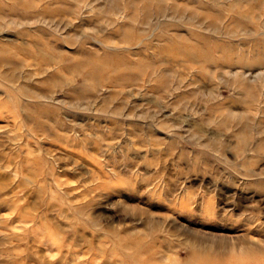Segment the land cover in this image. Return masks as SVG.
<instances>
[{
    "label": "rangeland",
    "instance_id": "obj_1",
    "mask_svg": "<svg viewBox=\"0 0 264 264\" xmlns=\"http://www.w3.org/2000/svg\"><path fill=\"white\" fill-rule=\"evenodd\" d=\"M0 264H264V0H0Z\"/></svg>",
    "mask_w": 264,
    "mask_h": 264
},
{
    "label": "bare ground",
    "instance_id": "obj_2",
    "mask_svg": "<svg viewBox=\"0 0 264 264\" xmlns=\"http://www.w3.org/2000/svg\"><path fill=\"white\" fill-rule=\"evenodd\" d=\"M243 83V82H242ZM244 84V83H243Z\"/></svg>",
    "mask_w": 264,
    "mask_h": 264
}]
</instances>
